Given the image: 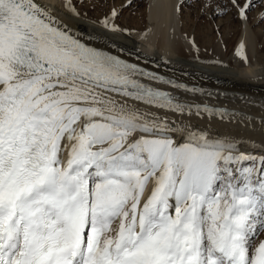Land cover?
<instances>
[{"label":"snow or ice","instance_id":"6c2138e0","mask_svg":"<svg viewBox=\"0 0 264 264\" xmlns=\"http://www.w3.org/2000/svg\"><path fill=\"white\" fill-rule=\"evenodd\" d=\"M228 3L247 20L253 0ZM159 85L198 91L0 0V264H264V154L228 127L250 119Z\"/></svg>","mask_w":264,"mask_h":264},{"label":"bare ground","instance_id":"6f19581e","mask_svg":"<svg viewBox=\"0 0 264 264\" xmlns=\"http://www.w3.org/2000/svg\"><path fill=\"white\" fill-rule=\"evenodd\" d=\"M186 1L146 0L143 10H137L135 14L120 20L119 16L125 9L120 0H113L112 6H100L98 0H72L80 13L79 17L66 11V0H41L53 9L54 14L66 19L86 43L105 47L139 64L146 71L184 84L187 88L198 89L193 93L159 85L162 90L172 92L186 103L228 108L240 116L248 117L251 121L249 126L236 124L228 127L232 128L236 136L254 142L250 148L242 147V151L264 154V122L261 121V117H264V33L259 28L253 29V26L264 20V5L261 10H257L256 15L247 12L245 29L240 27L237 9L216 6L215 0L208 1L211 6H204L201 1V5L186 8L190 11H187V15L185 13L186 16H179L181 20L177 25L180 19L176 17L177 13L184 14ZM256 1L253 0V4ZM240 2L242 4L245 0ZM113 9L118 16L110 23L126 29V32L113 34L95 23L108 17ZM226 10L227 16L222 19V13ZM199 16H204L210 25L191 32L186 20ZM236 22H239V27ZM241 44L247 62L236 55ZM152 111L165 115L157 109ZM166 115L177 122L183 119L172 113ZM192 123L200 128L225 127L216 120L209 122L208 119L196 117H192Z\"/></svg>","mask_w":264,"mask_h":264},{"label":"rangeland","instance_id":"374dc122","mask_svg":"<svg viewBox=\"0 0 264 264\" xmlns=\"http://www.w3.org/2000/svg\"><path fill=\"white\" fill-rule=\"evenodd\" d=\"M99 2V4H101L100 6H112V1L113 0H98ZM120 1H122L123 2V4L121 5V6H124L125 7V9H124V11H123V13H121V15L119 16L120 17V20H122V19H124V18H128L130 15H132V14H135L136 12H137V10L139 11V10H143V8H144V6H145V3H146V0H120ZM202 1V3L204 2V6L206 5V6H211V2H210V5H209V2L208 1H212V0H187L186 2H185V9H184V14L183 13H177V16L176 17H178V19H179V21L177 22V25H179L178 23L180 22V20H181V17H183V16H186L187 15V11H190V10H187V9H192L193 8V6H198V5H201V2ZM206 1V2H205ZM106 3V4H105ZM199 3V4H198ZM214 4L216 5V6H232L231 4H229L228 3V0H215L214 1ZM217 4H219V5H217ZM262 5H264V0H257L254 4H253V8H251L249 11H248V14H250V15H254L256 12H257V10L259 9V10H261V6ZM187 8V9H186ZM186 10V11H185ZM185 13H186V15H185ZM227 13H228V11L226 10V11H224L223 13H222V16H221V18L222 19H224L226 16H227ZM183 14V15H182ZM256 15V14H255ZM179 16H181V17H179ZM251 17V16H250ZM178 19H176V20H178ZM197 19V20H196ZM198 19H200V20H198ZM239 19V18H238ZM241 19V18H240ZM239 19V20H240ZM148 19L146 18V21H147ZM189 18L186 20L187 22H186V25H187V28L192 32V31H195V29H198V28H201L202 29V27L204 28V26H209L210 24H209V22H207V20H206V18L204 17V16H199L198 18H195V19H190L189 21ZM191 21H193V22H191ZM196 21V22H195ZM199 21V22H198ZM195 22V23H194ZM241 24V29H245L244 27L246 26V21L245 20H240L239 21ZM238 22V23H239ZM237 23V22H236ZM235 23V24H236ZM238 23H237V25H238ZM207 24V25H206ZM236 25V26H237ZM238 27H239V25H238ZM256 28H259L263 33H264V20H262L259 24H257V25H255V26H253V29H256ZM227 29V28H226ZM221 31H222V29L221 30H219V32L217 33V37H219L220 36V33H221ZM252 36V35H251ZM251 39H253L252 37H251ZM250 43H251V41H250ZM253 44V42L251 43V45ZM261 240H264V232H260L259 233V235L255 238V240H254V243H256V244H258Z\"/></svg>","mask_w":264,"mask_h":264}]
</instances>
